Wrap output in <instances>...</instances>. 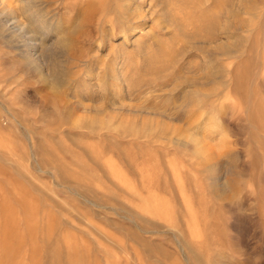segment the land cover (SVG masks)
Instances as JSON below:
<instances>
[{
  "label": "rangeland",
  "instance_id": "1",
  "mask_svg": "<svg viewBox=\"0 0 264 264\" xmlns=\"http://www.w3.org/2000/svg\"><path fill=\"white\" fill-rule=\"evenodd\" d=\"M0 264H264V0H0Z\"/></svg>",
  "mask_w": 264,
  "mask_h": 264
},
{
  "label": "bare ground",
  "instance_id": "2",
  "mask_svg": "<svg viewBox=\"0 0 264 264\" xmlns=\"http://www.w3.org/2000/svg\"><path fill=\"white\" fill-rule=\"evenodd\" d=\"M131 1V0H130ZM136 3L138 4H141L142 3V0H134ZM133 5V4H132ZM139 6V5H138ZM138 6L135 5V6H130V9L129 11L131 10L130 14H128V21L131 23V25L133 26L132 28L133 29H136L140 26L141 24V20H142V15L141 13L139 12V9H138ZM124 8V7H123ZM15 28V27H14ZM75 28V27H74ZM23 31V30H22ZM76 33V30L75 31H63L59 34V42L60 44L62 42H65V41H68L69 38ZM34 37V36H33ZM30 44L29 45V48H30V51L34 52V53H37L38 51H40L43 46L41 44H36V40L34 38L30 39L29 40ZM27 46V45H26ZM24 49V48H23ZM44 49V48H43ZM40 55V54H38ZM38 58V57H37Z\"/></svg>",
  "mask_w": 264,
  "mask_h": 264
}]
</instances>
